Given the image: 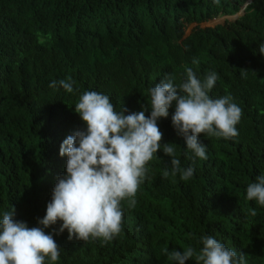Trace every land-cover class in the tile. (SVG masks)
<instances>
[{
  "label": "trees",
  "instance_id": "obj_1",
  "mask_svg": "<svg viewBox=\"0 0 264 264\" xmlns=\"http://www.w3.org/2000/svg\"><path fill=\"white\" fill-rule=\"evenodd\" d=\"M247 2L0 0V219L14 209L15 220L40 226L66 169L60 144L86 128L74 109L83 92L108 95L117 112L124 107L149 116V89L167 76L179 86L187 66L201 80L209 71L218 74L209 95L233 97L242 109L239 135L201 134L207 159L193 160L172 126L173 104L157 121L161 143L177 145L181 167H193V177L165 179L170 157L159 150L135 207L121 202L122 230L112 240H69L67 230L54 235L62 222L44 229L61 248L54 264H175L165 249L199 251L208 235L244 253L246 264H264V206L246 199L248 184L264 175V0H253L235 20L200 26L237 15ZM68 77L73 93L49 87Z\"/></svg>",
  "mask_w": 264,
  "mask_h": 264
},
{
  "label": "clouds",
  "instance_id": "obj_2",
  "mask_svg": "<svg viewBox=\"0 0 264 264\" xmlns=\"http://www.w3.org/2000/svg\"><path fill=\"white\" fill-rule=\"evenodd\" d=\"M213 2L219 4V0ZM252 2L248 0L235 16L214 19L223 18L225 22L234 17L232 20H235ZM203 24L200 26L205 27ZM259 52L264 55V43H260ZM192 63L199 61L193 58ZM173 79L167 76L149 89V116L145 115V110L129 113L124 107L117 112L109 96L97 91H85L79 96L74 109L86 128L77 129L60 144L59 155L67 157L66 169L57 178L46 214L38 219V227L15 220L14 209L3 214L0 219V264H45L46 259L54 264L60 257L61 248L53 234L60 235L65 230L69 240H112L122 230L121 202L127 199L128 207H135L136 193L146 179V166L161 149L170 157V169L162 172L165 179L177 174L183 181L192 178L195 169L181 167L177 145L161 143L163 133L157 121L168 116L173 104L172 126L184 138L186 149L193 153V160L207 159L206 146L198 141L201 134L225 140L239 135L236 126L241 120L242 109L231 95L220 98L209 95L219 79L215 71H209L201 80L192 68L185 66L183 82L175 86ZM74 84L75 81L68 77L52 81L49 87L59 86L66 93H73ZM246 199L264 206V175L248 184ZM250 214L255 216L256 211L250 210ZM57 222L62 223L53 234L44 231ZM200 243L203 247L199 251L189 246L182 253L165 249V254L175 264H185L192 258L196 264H246L244 253L238 254L210 235L202 236Z\"/></svg>",
  "mask_w": 264,
  "mask_h": 264
},
{
  "label": "rangeland",
  "instance_id": "obj_3",
  "mask_svg": "<svg viewBox=\"0 0 264 264\" xmlns=\"http://www.w3.org/2000/svg\"><path fill=\"white\" fill-rule=\"evenodd\" d=\"M227 19L232 20V19H234V17H229ZM224 20L225 19H223V18H217V19H214L212 21L210 20V22H208V23H204L203 26H205V27H213V26H216L217 24H222L224 22Z\"/></svg>",
  "mask_w": 264,
  "mask_h": 264
}]
</instances>
